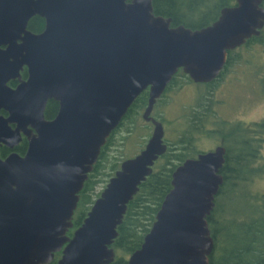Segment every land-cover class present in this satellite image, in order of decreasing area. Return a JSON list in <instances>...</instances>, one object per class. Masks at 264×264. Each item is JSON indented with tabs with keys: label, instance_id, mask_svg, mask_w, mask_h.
Here are the masks:
<instances>
[{
	"label": "water",
	"instance_id": "1",
	"mask_svg": "<svg viewBox=\"0 0 264 264\" xmlns=\"http://www.w3.org/2000/svg\"><path fill=\"white\" fill-rule=\"evenodd\" d=\"M36 14L46 20L41 32L28 27ZM263 26L264 0H236L198 28L172 25L154 12L153 0H0V142L14 146L21 131L29 138L25 154L0 156V264H43L61 250L57 264H110L128 202L168 147L163 122L151 115L155 102L179 68L196 81L217 77L228 50ZM24 66L28 78L10 85ZM147 88L151 136L68 235L102 146ZM48 99L59 101L53 118L45 117ZM225 159L219 144L175 168L128 264H211L208 215Z\"/></svg>",
	"mask_w": 264,
	"mask_h": 264
},
{
	"label": "trees",
	"instance_id": "2",
	"mask_svg": "<svg viewBox=\"0 0 264 264\" xmlns=\"http://www.w3.org/2000/svg\"><path fill=\"white\" fill-rule=\"evenodd\" d=\"M234 3L236 0H153V7L156 14L171 17L172 25L183 23L198 28L212 23L218 18L222 7ZM44 22V18L35 15L29 21V28L39 32L44 28ZM259 37L256 36L255 39ZM250 42L251 39H248L247 43ZM231 62L230 58L226 68ZM176 81L177 76L174 77L172 85ZM160 99L156 101L154 107H157ZM148 101L149 88L136 97L119 125L113 129L102 146L98 160L89 172L80 192L70 231L78 227L87 216L102 191L98 189L99 186L102 183L106 185L109 178L120 168L122 161L130 156V153H126L122 157L111 159L110 153L119 138L124 145L132 142L135 128L139 127L137 120L141 111L148 105ZM58 108L57 100H49L47 116H55ZM225 123L227 122L219 120L218 130L213 131L223 138L227 152L221 168L224 181L216 194L215 206L208 215L209 226L215 239L210 262L211 264H264V192L254 190L252 184L255 178L264 172L262 166L256 164L264 138L249 132V129L254 127L259 130L264 129V121L249 126L244 125L243 134L242 123L224 130L221 125ZM194 128L196 127L192 124L191 129ZM123 130L126 133L119 137ZM150 133L145 136L139 134L134 139L131 147L134 149L137 147V150L132 154H137L144 147ZM175 143L183 144V138L169 143V148L159 160L155 161L151 173L140 183L138 191L128 202L123 220L118 225V235L111 244L116 255L110 264H128L129 255L142 245L166 194L173 186V171L189 152H195L193 146L187 147L186 151L179 150L178 146L173 147ZM59 255V252L56 253L48 264H57Z\"/></svg>",
	"mask_w": 264,
	"mask_h": 264
},
{
	"label": "rangeland",
	"instance_id": "3",
	"mask_svg": "<svg viewBox=\"0 0 264 264\" xmlns=\"http://www.w3.org/2000/svg\"><path fill=\"white\" fill-rule=\"evenodd\" d=\"M262 32L263 35L256 41L245 43L234 51V61L232 60L228 68L212 85L189 83L190 81L186 76L181 74L177 76L176 83L171 85L166 96L160 99L157 107H154L153 110V115L164 123L167 142L178 141L184 134L188 133L186 139L192 138L190 136L192 134L196 148L208 150L219 144L221 137L214 134L205 135V132L210 126H217L218 122L216 121L221 120V118L228 120V124L221 125L224 130L239 125L241 121L246 122L245 124L248 126L264 121V27ZM208 89L213 91L214 101L211 106L215 108L216 112L205 110L204 126L190 131L191 116L194 110L202 108L198 106L202 100H199L200 94L207 93ZM143 112L144 109L137 120L139 127L135 128L134 139L139 134L145 136L151 132L149 137L152 134L154 124L144 119ZM209 119L212 123H209ZM256 129V127L251 128L249 132L264 138V129ZM125 133L123 130L119 137ZM134 139L130 140L133 142ZM132 142L124 145L119 138L111 150V159L122 157L126 153H130L129 157L134 156L132 153L137 150V147L135 149L131 147V144L133 146ZM262 143L259 152L260 157L256 164L261 165L262 171H264V139ZM175 145L180 147L182 143H175ZM252 184L254 190L264 192V172L256 177ZM104 187L105 183H102L98 189L102 190Z\"/></svg>",
	"mask_w": 264,
	"mask_h": 264
},
{
	"label": "flooded vegetation",
	"instance_id": "4",
	"mask_svg": "<svg viewBox=\"0 0 264 264\" xmlns=\"http://www.w3.org/2000/svg\"><path fill=\"white\" fill-rule=\"evenodd\" d=\"M36 15H39V14H36ZM35 16V15H34ZM39 16H41V15H39ZM33 17V16H32ZM31 17V18H32ZM42 18H44L43 16H41ZM44 20H45V18H44ZM30 21V20H29ZM45 25H46V20H45ZM45 25H44V28H45ZM28 27H29V24H28ZM264 27V26H263ZM263 27L261 28V32L259 33V34H254V35H252L250 38H248V39H251V41H256V39H255V37L256 36H262L263 35ZM43 28V29H44ZM30 29V28H29ZM42 29V30H43ZM41 30V31H42ZM41 31H39V32H41ZM34 32H36V31H34ZM248 39L243 43V44H245V43H247V41H248ZM243 44H241V45H243ZM241 45H238V46H236V47H234V48H232V49H229L228 50V54H227V60H226V63H225V65H224V67L222 68V70H221V72L219 73V75L217 76V77H215L214 79H212V80H210V81H196V80H194L188 73H186L184 70H183V68H179L178 69V71L173 75V78L170 80V82L167 84V86H166V88L164 89V91L162 92V94H161V96L158 98V99H160V98H162V97H165L166 96V94H167V92H168V90H169V88H171V85H172V81H173V79H174V77L175 76H178L179 74H181V75H184V76H186L187 77V79L190 81L189 83H195V84H199V85H212L216 80H218L219 78H220V76L222 75V73L227 69L226 68V64H227V62H228V60L231 58L233 61H234V59H235V57H234V55H233V53H234V51H236L238 48H240L241 47ZM28 76H29V72H28V68H27V66H24V68L23 69H21V76L20 77H17V78H11L9 81H8V83L10 84V85H12V86H16L21 80H24V79H27L28 78ZM176 83V82H175ZM174 84V83H173ZM213 91H212V89H208V92L207 93H201L199 96V100L200 99H202L201 101H200V103L198 104V106H201L202 108H196L195 110H194V114L191 116V123L196 127V128H202L203 126H204V124H205V122H204V118H203V116H204V113H205V110H207V111H213V113H215L216 112V110H215V108L213 107V106H211L212 105V103H213V101H214V94L212 93ZM157 99V100H158ZM49 100H51V99H48V101H47V104H46V107H45V117L46 118H53V117H49V116H47V112H46V110H47V106H48V102H49ZM59 102V101H58ZM156 103V102H155ZM154 106H155V104H154ZM211 107V108H210ZM58 110H59V108H58ZM145 110V109H144ZM153 110H154V108H153ZM153 110H152V113H151V115H153ZM58 112V111H57ZM1 113L2 114H4L5 116H8L9 115V112L7 111V110H4V109H2L1 110ZM144 113V112H143ZM56 115V114H55ZM143 115V114H142ZM154 116V115H153ZM155 117V116H154ZM155 118H157V117H155ZM158 120H161V119H159V118H157ZM226 121L227 123H228V120H226V119H223V118H221V120L220 121ZM148 121H151L152 123H153V121L152 120H148ZM162 121V120H161ZM163 122V121H162ZM216 122H218V121H216ZM209 123H212L211 122V119H209ZM240 123H242V132H244V130H243V127H244V125H247V124H245L246 122H244V121H241ZM154 124V123H153ZM164 124V123H163ZM191 124V125H192ZM11 126L13 127V128H16V124L15 123H11ZM248 126V125H247ZM218 128H219V126H218V124H217V126H214V127H212V126H210L209 128H207V130H206V132H205V135H210L211 136V134H214V130H218ZM35 130V129H34ZM190 131H191V126H190ZM248 133V132H247ZM246 133V135H248ZM187 135H188V133H186V134H184L181 138H183V144L178 148L179 150H182V151H186L187 150V147H190V146H193L194 148H195V152H193V153H191V152H189L188 153V155L185 157V159H187V158H189V157H196V156H198V154L200 153V152H203V151H207V149L206 150H203V149H198V148H196L195 147V142L193 143V139H194V136L191 134L190 136L192 137V138H187L186 139V137H187ZM214 135H217V134H214ZM165 137H166V135H164V140H165ZM221 137V136H220ZM202 138H205V137H202ZM201 138V139H202ZM15 138L14 137H12V140H14ZM199 139V138H198ZM197 139V140H198ZM192 141V142H191ZM220 143L219 144H222V145H224L225 147H226V145L225 144H223V138L221 137V139H220ZM165 142L168 144V147H167V149L169 148V142H167L166 140H165ZM219 144H216L215 145V147L217 146V145H219ZM28 145H29V138H28V136L23 132V131H21V138L19 139V142L18 143H16V144H14V146H10V145H8V144H6V143H4V142H0V156L2 157V158H6L10 153H12V152H18L19 154H21V155H23V154H25L26 153V151H27V148H28ZM145 146V145H144ZM23 147H25L24 149H23ZM173 147H176V146H173ZM215 147H212L211 149H213V148H215ZM143 148V147H142ZM141 148V149H142ZM140 149V150H141ZM208 150H210V149H208ZM226 152H227V147H226ZM162 155V154H161ZM161 155L157 158V160H159L160 159V157H161ZM184 159V160H185ZM156 160V161H157ZM183 160V161H184ZM226 160V159H225ZM183 161H181L180 163H182ZM179 163V162H178ZM179 163V164H180ZM81 225V224H80ZM77 228V227H76ZM75 228V229H76ZM74 228L72 229V231H70V230H68V232H67V234L68 235H70V236H72L73 235V233H74V230H75ZM60 253V255H59V257H57L58 259L61 257V255H62V250L61 251H57V252H55V254L56 253ZM130 256V255H129ZM129 258V257H128ZM54 259V258H53ZM52 259V260H53ZM51 260V261H52ZM50 261V262H51ZM49 262H47V263H43V264H48Z\"/></svg>",
	"mask_w": 264,
	"mask_h": 264
}]
</instances>
